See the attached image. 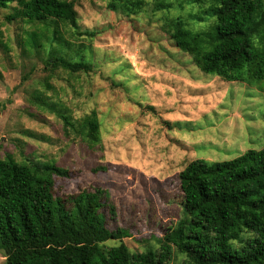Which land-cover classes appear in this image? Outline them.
<instances>
[{"label":"rangeland","instance_id":"obj_1","mask_svg":"<svg viewBox=\"0 0 264 264\" xmlns=\"http://www.w3.org/2000/svg\"><path fill=\"white\" fill-rule=\"evenodd\" d=\"M59 1L74 5L77 28L11 16L15 1L0 6V161L34 155L68 168L70 177L55 178L59 197L107 189L116 216L107 206L98 212L109 227L129 229L122 241L132 251L146 250L182 218L180 172L189 162L264 147V79L205 73L176 45L168 29L178 19L207 44L219 0H122L115 10L110 0ZM52 53L90 70H49Z\"/></svg>","mask_w":264,"mask_h":264},{"label":"trees","instance_id":"obj_2","mask_svg":"<svg viewBox=\"0 0 264 264\" xmlns=\"http://www.w3.org/2000/svg\"><path fill=\"white\" fill-rule=\"evenodd\" d=\"M13 1L17 4L11 16L48 17L77 28L72 3L0 0V6ZM120 1L110 0L109 7L117 9ZM257 7L259 19L248 29ZM214 21L205 46L202 36L192 34L179 19L168 30L203 72L227 81L264 79V40L261 45L254 40V30L264 26V0H219ZM55 32L62 36L58 27ZM45 68L73 73L90 70V65L52 53ZM42 103L56 110L49 101ZM70 176L68 168L34 155L18 160L7 154L0 161V248L6 264H264V147L230 160L189 162L180 172L182 218L142 251H132L122 241L132 236L129 229L109 227L98 212L107 206L116 216L107 189H83L65 198L55 194V178Z\"/></svg>","mask_w":264,"mask_h":264}]
</instances>
